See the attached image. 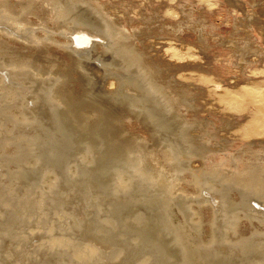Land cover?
<instances>
[{"label": "rangeland", "instance_id": "rangeland-1", "mask_svg": "<svg viewBox=\"0 0 264 264\" xmlns=\"http://www.w3.org/2000/svg\"><path fill=\"white\" fill-rule=\"evenodd\" d=\"M92 1L132 34L122 46L135 47L158 81L174 95L184 92V100L190 103L179 107L178 118L161 107L156 118L150 119L144 112L152 106L150 94L136 82V92L127 90L125 86H133L134 74L112 59L116 47L98 44L94 50L103 51L106 59L101 61L98 53L84 59L70 48L50 45L48 58L70 67L68 90L78 99L85 93L88 99L91 96L89 100L99 104L105 120L91 132L76 130L70 116L48 100L46 85L29 79H23L24 86L10 87L20 90L28 101L25 120L13 114L17 105L0 98V264H81L72 252L78 244L93 245L97 251L90 264H186L153 218L159 197L140 182L127 189L113 185L111 172L118 159L108 143L109 130L121 129L127 137L146 140L157 137L178 148L185 128L179 122L195 123L189 129L194 145L204 142L213 150L206 164L241 155L248 147L256 151L264 147V135H258L264 133V0ZM71 15L80 18L77 12ZM0 33L21 54L39 51L23 38ZM199 35L204 41H199ZM90 49L89 45L86 51ZM78 64L85 69L81 71ZM121 110L131 114L123 118L122 126L110 128L111 115ZM82 138L100 155L86 168L78 157ZM190 162V168L194 167L196 161ZM215 184L214 189L197 193L182 182L186 196L199 202L183 200L184 209L173 205L178 219L185 211L200 208L204 236L211 230L208 220L218 217L213 244L199 250L201 264H264V207L251 200L255 195ZM238 212L239 237L230 235L232 241L226 242L229 220ZM137 213L143 219L135 223ZM51 235L63 237L68 244L48 247Z\"/></svg>", "mask_w": 264, "mask_h": 264}, {"label": "bare ground", "instance_id": "bare-ground-1", "mask_svg": "<svg viewBox=\"0 0 264 264\" xmlns=\"http://www.w3.org/2000/svg\"><path fill=\"white\" fill-rule=\"evenodd\" d=\"M76 12L80 15L78 19L71 15ZM181 23L176 25L174 30H178ZM120 26V24L110 19L101 7L92 0H20L15 3L0 0V31L7 37L23 38L31 43L30 46L33 49L39 50L34 54H21L9 45V41H6L4 37H0V98L10 100L12 105H17L15 107L16 111L13 114L17 119L25 120L29 115L26 112L28 101H26V97H24L20 90L14 91L10 87L14 85L24 86L22 85L24 83L23 79L42 82L48 89V100L50 102L53 101L62 113H67L70 116V119L77 128L76 130L88 133L96 128L98 129L105 120L104 112L99 104L93 100H89L91 96L88 99L85 95L86 93L81 98H76L66 86L70 67L48 58L47 53L48 47L56 44L58 47L70 48L71 51L76 52L84 59L95 58L94 55L98 53L97 57H102L101 61L106 60L104 59L105 54L103 51L97 52L94 50L99 44L116 47L114 52L111 51L113 56L111 58L115 59V61L117 60L116 63L119 62V64L125 65L127 68L124 69H129L127 71L134 74H131L133 75L131 77L133 86L130 85L131 88L125 86L127 90L129 89L134 93L136 89L141 87L143 88V92L150 94V99H148L151 102H149L150 106H152L149 108L150 110L146 109L144 111L151 115H147L150 119L156 118V111H160L161 107L165 108L170 115L178 118L177 112L179 111V107L190 103L186 100L188 98L184 100L185 93L183 92L181 95L172 94L166 85L158 81L154 69L147 64L143 54L138 52L135 47L122 46L124 42H129L132 39V34L127 33ZM59 36L64 40L60 41L57 39ZM199 41H204L201 35H199ZM89 45L91 49L87 52V46ZM244 48L246 47L238 46V49L241 51L245 50L247 52L249 50ZM82 62L85 64V61ZM106 62L102 64L104 65ZM78 63L80 64V62ZM80 65L79 67H81ZM103 67L108 68L107 66ZM82 69L85 68L81 67V71ZM126 70L125 73L127 74ZM80 73L82 72H79V75H81ZM89 74L92 73L89 72ZM135 84L138 85V88ZM254 87L258 86L255 85ZM128 105L130 106V103ZM131 105L133 106L134 104ZM124 111V113H118L120 112L118 111L116 112L118 114L111 115L109 123L107 124V121L106 124L110 128L122 126L123 118L131 114L128 110ZM179 123L181 125L184 123L185 127L180 131L182 132L181 135H183V138H181L183 142L179 145L180 142L178 141L180 148H171V146L169 147L167 144L162 143L155 136L154 139L151 137L146 140L139 136L127 137L121 133V129H118V131L109 130L108 143L109 146L114 147L111 148V151L118 159V165L111 172V181H113L114 186L120 189H127L130 185L140 182L147 186V189L153 192L155 196L159 197L153 216L157 227L163 235H168L173 240V243L177 247L174 249H177L181 253L186 264H201L199 250L206 249L213 244V234H215L213 226L215 220L217 222L218 217L215 218L213 216L208 220L211 230L207 236H204V221L200 208L193 209L190 212L185 211L182 219L175 217L173 205L182 207L181 201L183 200L199 202L195 198H188L186 196L185 192L187 191L186 188H183L182 182H186V184L192 186L193 190L197 193L203 188L214 189L215 183L218 182L219 186L223 185L225 189L231 191L235 189L243 193L255 195L250 199L256 203L255 205L262 208L264 207V147H260L257 151L253 150L252 147L251 149L248 147L242 151L244 156L243 154L231 155L221 159V161H210V164H206L213 150L204 142L194 145L189 134V129L195 127L196 124L191 122L188 124L185 121H180ZM258 135H264V133ZM178 137L180 138V134ZM81 142V150L78 152V157L82 166H90L99 159L100 155L95 146L89 144L84 139ZM189 156L193 158H188L190 160L185 159ZM193 160L196 161V164L190 168L189 161L193 162ZM177 190H180L181 193L175 197ZM174 198L177 201L179 200V203ZM204 200L207 199H201L200 201ZM187 207L192 209L191 206ZM182 208L184 209L185 206ZM240 218L241 215L238 212L229 220L231 226L228 227L224 235L226 242L232 241L230 235L239 237ZM133 219L135 223H138L142 221L143 217L139 214ZM235 237L234 239H236ZM46 244L48 247H58L67 245L68 242L63 237L51 235ZM72 252L81 264H90V261L94 257H98V253L93 245L88 244L75 245Z\"/></svg>", "mask_w": 264, "mask_h": 264}]
</instances>
